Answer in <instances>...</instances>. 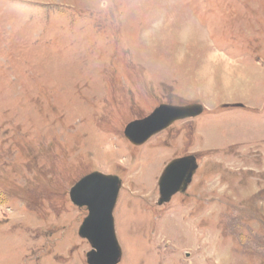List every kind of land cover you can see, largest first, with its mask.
<instances>
[{
	"label": "rangeland",
	"instance_id": "374dc122",
	"mask_svg": "<svg viewBox=\"0 0 264 264\" xmlns=\"http://www.w3.org/2000/svg\"><path fill=\"white\" fill-rule=\"evenodd\" d=\"M195 102L141 145L124 134ZM94 171L122 178L119 264H264V0H0V264H89L69 192Z\"/></svg>",
	"mask_w": 264,
	"mask_h": 264
},
{
	"label": "water",
	"instance_id": "95a60500",
	"mask_svg": "<svg viewBox=\"0 0 264 264\" xmlns=\"http://www.w3.org/2000/svg\"><path fill=\"white\" fill-rule=\"evenodd\" d=\"M204 108V104L199 102L185 105L161 103L150 114L130 121L124 134L133 144L141 145L175 121L201 114ZM198 167L195 154L170 161L159 179L158 203L164 204L176 193L186 191ZM121 186L119 175L94 171L81 177L70 189L71 200L88 210L79 234L91 244L87 252L89 264H119L122 260L123 250L114 217Z\"/></svg>",
	"mask_w": 264,
	"mask_h": 264
}]
</instances>
